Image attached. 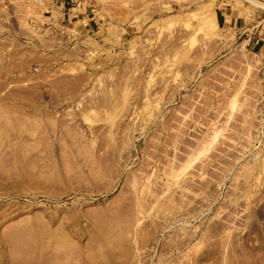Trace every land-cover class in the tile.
<instances>
[{
  "label": "rangeland",
  "instance_id": "374dc122",
  "mask_svg": "<svg viewBox=\"0 0 264 264\" xmlns=\"http://www.w3.org/2000/svg\"><path fill=\"white\" fill-rule=\"evenodd\" d=\"M263 42L264 0H0V264H264Z\"/></svg>",
  "mask_w": 264,
  "mask_h": 264
},
{
  "label": "crops",
  "instance_id": "0c3cea01",
  "mask_svg": "<svg viewBox=\"0 0 264 264\" xmlns=\"http://www.w3.org/2000/svg\"><path fill=\"white\" fill-rule=\"evenodd\" d=\"M216 22L217 26L219 27L221 24L225 26L226 24L229 25L231 29H236L241 31L242 33L246 32V30H249V25L244 21H242L241 17L233 16L232 11L230 8L227 7L225 9H217L215 12ZM229 18V20H227ZM241 33V34H242ZM258 41H256V44ZM264 48V42L262 43L261 47L259 49Z\"/></svg>",
  "mask_w": 264,
  "mask_h": 264
},
{
  "label": "bare ground",
  "instance_id": "6f19581e",
  "mask_svg": "<svg viewBox=\"0 0 264 264\" xmlns=\"http://www.w3.org/2000/svg\"><path fill=\"white\" fill-rule=\"evenodd\" d=\"M212 20H213L214 26L216 27L217 26L216 17L214 16V18ZM204 25H205V23H204ZM204 27H206V26H204Z\"/></svg>",
  "mask_w": 264,
  "mask_h": 264
}]
</instances>
